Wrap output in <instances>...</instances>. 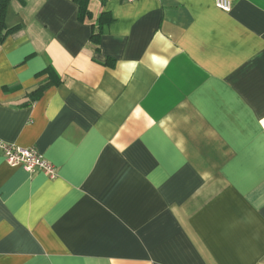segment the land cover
<instances>
[{"label": "crops", "instance_id": "1", "mask_svg": "<svg viewBox=\"0 0 264 264\" xmlns=\"http://www.w3.org/2000/svg\"><path fill=\"white\" fill-rule=\"evenodd\" d=\"M88 8L9 6L0 140L58 175L0 153V264H264V0Z\"/></svg>", "mask_w": 264, "mask_h": 264}, {"label": "built area", "instance_id": "2", "mask_svg": "<svg viewBox=\"0 0 264 264\" xmlns=\"http://www.w3.org/2000/svg\"><path fill=\"white\" fill-rule=\"evenodd\" d=\"M123 2H135L137 0H122ZM216 6L224 11L231 12L233 0H216ZM0 153L4 155L7 162L13 166H22L29 172L41 171L51 179L57 177V169L43 154L36 148L15 147L0 140Z\"/></svg>", "mask_w": 264, "mask_h": 264}, {"label": "trees", "instance_id": "3", "mask_svg": "<svg viewBox=\"0 0 264 264\" xmlns=\"http://www.w3.org/2000/svg\"><path fill=\"white\" fill-rule=\"evenodd\" d=\"M11 1L12 0H0V47L4 40L18 29V27L10 28L7 24V14ZM75 1L78 3L82 15L90 14L88 8L90 0ZM47 72L50 74L49 79L41 83L35 90L27 94L28 101H26L24 105L32 104L38 100L49 87L60 85L61 80L57 74L53 72L52 69H48Z\"/></svg>", "mask_w": 264, "mask_h": 264}]
</instances>
